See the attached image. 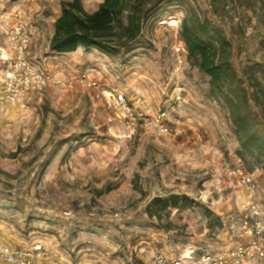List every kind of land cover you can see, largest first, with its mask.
<instances>
[{
    "label": "rangeland",
    "instance_id": "374dc122",
    "mask_svg": "<svg viewBox=\"0 0 264 264\" xmlns=\"http://www.w3.org/2000/svg\"><path fill=\"white\" fill-rule=\"evenodd\" d=\"M62 1L0 0V12L30 7L42 30L35 56L69 76L89 70L149 120L166 112L170 132L130 127L81 86L0 105V238L17 248L42 246L41 264H148L158 252L176 257L187 248L202 254L248 247L252 238L229 228L239 200L229 171L241 159L254 173L263 209L264 171L240 157L228 105L212 93L186 46L178 48L191 11L224 30L240 74L264 82V0L256 9L247 0H172L134 49L115 57L95 49L50 51ZM103 1L83 4L95 11ZM6 44L0 29V48ZM171 195L192 204L180 201L151 216L152 200ZM259 241L264 251V235ZM247 250L233 264H264V255Z\"/></svg>",
    "mask_w": 264,
    "mask_h": 264
},
{
    "label": "trees",
    "instance_id": "16d2710c",
    "mask_svg": "<svg viewBox=\"0 0 264 264\" xmlns=\"http://www.w3.org/2000/svg\"><path fill=\"white\" fill-rule=\"evenodd\" d=\"M171 1L104 0L95 11H88L83 0H63L61 14L54 22L50 51L62 54L84 48L110 57L127 54L143 36L151 19ZM258 1L247 0L245 5L256 9ZM181 38L189 59L209 77L212 93L228 105L240 143V157L253 159L264 171V82L237 71L231 41L210 19L188 11L182 22ZM180 201L186 206L192 204L188 196L156 197L150 204L156 211L150 215L177 206Z\"/></svg>",
    "mask_w": 264,
    "mask_h": 264
},
{
    "label": "built area",
    "instance_id": "2783aa9c",
    "mask_svg": "<svg viewBox=\"0 0 264 264\" xmlns=\"http://www.w3.org/2000/svg\"><path fill=\"white\" fill-rule=\"evenodd\" d=\"M34 1L37 0H27V3L33 4ZM33 12L30 7L26 10L0 12V29L7 40L6 46L0 48V105H19L35 93L57 87L73 89L81 86L92 89L121 119L128 120L130 127L141 123L153 126L161 133L170 132L169 126L164 122L166 112L149 120L128 100L123 91H110L103 87L89 70L69 76L54 68L47 62V58L35 56L33 48L40 27ZM180 49L184 51L185 45L180 46L178 50ZM229 173V185L238 192L239 198L235 217L229 228L235 235L251 237L248 247L239 246L227 251L202 254H197V248H187L176 257L158 252L148 264H233L243 260L249 253L247 248L264 255L259 241L264 235V209L258 199V182L254 173L245 168L241 159L237 160ZM41 250L42 246L33 249L17 248L0 238V263L41 264L37 258L42 254Z\"/></svg>",
    "mask_w": 264,
    "mask_h": 264
},
{
    "label": "crops",
    "instance_id": "0c3cea01",
    "mask_svg": "<svg viewBox=\"0 0 264 264\" xmlns=\"http://www.w3.org/2000/svg\"><path fill=\"white\" fill-rule=\"evenodd\" d=\"M59 15L61 14V7H59ZM59 15H57V17L59 16ZM40 27V26H39ZM42 29V28H41ZM41 33H42V30H40L39 31V34L37 35V37L36 38H38V37H40V35H41ZM53 33H54V31L52 32V35H51V38H52V36H53ZM51 40V39H50ZM36 41V40H35ZM49 45H50V42H49ZM64 54H67V53H64ZM42 57V56H41ZM47 60H48V58H47ZM50 63V62H49ZM51 64V63H50Z\"/></svg>",
    "mask_w": 264,
    "mask_h": 264
}]
</instances>
